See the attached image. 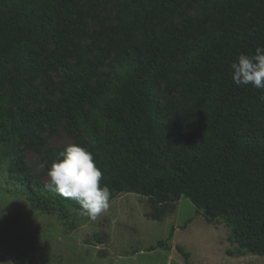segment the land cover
<instances>
[{"label": "trees", "instance_id": "1", "mask_svg": "<svg viewBox=\"0 0 264 264\" xmlns=\"http://www.w3.org/2000/svg\"><path fill=\"white\" fill-rule=\"evenodd\" d=\"M78 1L0 0V164L9 171L43 125L62 118L93 154L110 201L131 193L163 212L174 192L207 223L222 220L237 253L264 256V89L236 86L230 68L264 46V0H205L211 27L206 16L170 20L184 0H129L111 26L100 12L113 0H84L85 10ZM43 67L61 73L59 97L16 113ZM176 90L167 118L161 99ZM29 184H16L26 204L69 224L79 205ZM172 233L147 250H170Z\"/></svg>", "mask_w": 264, "mask_h": 264}, {"label": "rangeland", "instance_id": "2", "mask_svg": "<svg viewBox=\"0 0 264 264\" xmlns=\"http://www.w3.org/2000/svg\"><path fill=\"white\" fill-rule=\"evenodd\" d=\"M128 1L113 0L100 12L107 25L116 23L120 7ZM84 4V0L78 1L82 10L86 9ZM176 10L170 18L174 23L196 16H206L209 27L217 21V16L205 8V0H184ZM87 22L88 30L95 29ZM180 57V52L169 53L165 63L169 66ZM108 70L107 66L103 67L100 78ZM61 80L59 71L39 69L31 84L24 88L25 97L16 113H27L55 101ZM162 87L165 88V84ZM179 98L177 90L163 93L161 111L164 116L170 118L167 108L171 101ZM171 131L188 133L177 128ZM79 138L74 129L58 118L52 125H43L34 145L22 149L20 161L14 160L9 171L5 164H0V207L5 206V214L0 217V264H264V256L237 253L236 245L228 239L229 228L222 220L207 223L188 199L175 202L174 192L168 193L170 204L162 205L166 206L163 212L154 211L148 197L122 193L111 200L109 209L95 220L74 213L67 225L56 216L33 211L17 192L18 179L29 180L30 188L35 183L46 185V165L50 159L67 145L76 144ZM144 216L159 218L152 221ZM171 229L170 250H147L158 240H166ZM176 246L188 254L185 263Z\"/></svg>", "mask_w": 264, "mask_h": 264}, {"label": "clouds", "instance_id": "3", "mask_svg": "<svg viewBox=\"0 0 264 264\" xmlns=\"http://www.w3.org/2000/svg\"><path fill=\"white\" fill-rule=\"evenodd\" d=\"M230 68L236 86L252 85L264 89V46L256 47L251 55L239 54ZM41 167L45 165L41 164ZM46 175V189L74 200L79 205L74 210L79 216L95 220L109 209L111 191L106 184H101L102 172L93 154L85 148L77 144L67 145L47 166ZM4 207H0V217L5 214Z\"/></svg>", "mask_w": 264, "mask_h": 264}, {"label": "crops", "instance_id": "4", "mask_svg": "<svg viewBox=\"0 0 264 264\" xmlns=\"http://www.w3.org/2000/svg\"><path fill=\"white\" fill-rule=\"evenodd\" d=\"M181 199V198H180ZM179 199V200H180ZM179 200H177V201H175V202H178ZM176 204V203H175ZM145 217V216H144ZM146 218V217H145ZM166 218V217H165ZM147 220H152V219H148V218H146ZM153 221V220H152ZM155 221V220H154ZM158 221V220H157Z\"/></svg>", "mask_w": 264, "mask_h": 264}]
</instances>
